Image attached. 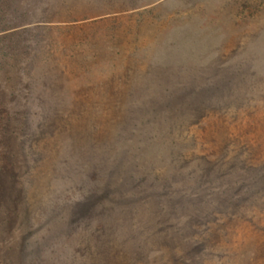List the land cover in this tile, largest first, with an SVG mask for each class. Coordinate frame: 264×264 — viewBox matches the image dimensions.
<instances>
[{"label": "rangeland", "instance_id": "374dc122", "mask_svg": "<svg viewBox=\"0 0 264 264\" xmlns=\"http://www.w3.org/2000/svg\"><path fill=\"white\" fill-rule=\"evenodd\" d=\"M0 264H264V0H0Z\"/></svg>", "mask_w": 264, "mask_h": 264}]
</instances>
